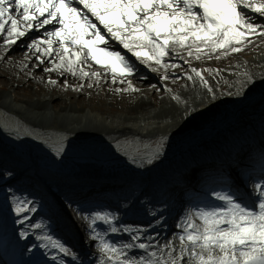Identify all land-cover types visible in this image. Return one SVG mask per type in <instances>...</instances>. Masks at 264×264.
<instances>
[{"label": "snow or ice", "instance_id": "1", "mask_svg": "<svg viewBox=\"0 0 264 264\" xmlns=\"http://www.w3.org/2000/svg\"><path fill=\"white\" fill-rule=\"evenodd\" d=\"M48 25L53 30L45 27ZM42 29L43 38H32V43H27V48L37 54L38 68L46 64L47 57L51 66H45L44 72L69 73L98 84L101 73L84 70L94 64L105 75H111V83H127L126 88L114 89L116 93H131L137 89L127 78L136 74L135 62L152 72L163 69L166 73L169 68L180 67L177 58L190 64L192 59L219 60L259 47L257 40L264 39V0H0V34L7 32L6 49L26 33ZM112 41L124 52L112 46ZM168 58L173 62L169 63ZM187 71L190 74L184 79L194 82L198 78L201 87L215 99V89L202 71L191 67ZM212 71L203 69L210 74ZM215 74L219 75V70ZM235 75L240 78L236 94L243 90L244 100L259 95L264 108V74L258 77L245 71ZM161 79L168 77L162 75ZM47 83L56 86L58 81L50 79ZM63 86L69 87L67 80ZM87 87L91 89L93 83H87ZM172 99L179 101L178 96ZM127 147L133 163L140 159L152 164L162 145L152 149L150 144L141 146L140 138H136L135 142L127 141ZM62 151L57 148L56 155ZM249 163L258 164L261 173L259 182L252 183V202L239 187L228 185L226 191H214L215 203L189 209L176 224L177 232L163 242L154 243L153 238L126 224L118 228L111 213L93 211L85 215V220H90L86 232L100 254L99 264H264V147L259 149L258 159L249 156ZM4 172L12 174L7 169ZM11 203L16 219L5 209L0 226L15 233L12 225L30 224L27 214L37 209L26 198L13 196ZM98 224L106 226V232L99 231ZM32 227L41 229V224ZM108 231L113 235L122 231L130 240L113 243L106 238ZM28 236L27 229L19 231V239ZM35 238L51 264H66L63 257H71L72 264H76L77 256L59 239L48 234H37ZM52 251L60 258L51 255ZM28 264L48 261L37 253Z\"/></svg>", "mask_w": 264, "mask_h": 264}, {"label": "bare ground", "instance_id": "2", "mask_svg": "<svg viewBox=\"0 0 264 264\" xmlns=\"http://www.w3.org/2000/svg\"><path fill=\"white\" fill-rule=\"evenodd\" d=\"M30 33H26L17 44L7 49L4 47L7 32L0 34V108L36 127L51 128L52 131L60 129L68 138L65 142L55 144L26 137L25 139L23 133L12 131L26 143V146L29 145V148L54 153L57 148H62L63 151L59 156L70 164L86 161L100 163L107 160L128 161L131 166L123 165L122 169L114 171L116 174L113 176L128 183V187L118 186L125 190L124 193H138L146 183L150 187L159 185L158 191L168 193L170 197L167 200L170 201L171 206H174L176 195L183 193L184 186H193L201 180L197 178L198 175L222 177L227 174L230 166L248 160L250 155L255 159L259 149L264 147V108L261 106L260 97L257 95L252 100H244L243 90L237 95L240 78L235 75L237 72L245 71L258 77L264 74V39L257 40L259 47H249L241 53L221 57L219 60L214 57L203 58L200 61L191 60L188 64L189 68L201 69L204 66L213 70L211 74L207 72L208 75L204 76L215 89V99H213L206 89L201 87L198 78H194V82L184 79L185 75L190 74L187 71L189 68H185L186 64L179 58L175 62L180 67L169 68L166 73L163 69L155 72L161 80L159 88L139 79L137 72L134 76L128 77V81L137 89L136 92L131 93H116L114 89L126 88L127 83H111V75H105L104 70L94 64L90 68L85 67L84 70L100 72L98 84L87 78L81 80L78 76L73 77L69 73L44 72L45 66H51L49 58L44 57L46 64L37 67V54L27 48V43H32V39H29ZM168 62L172 63L173 60L168 58ZM216 70H219V75L215 74ZM162 75H167L168 79L162 80ZM50 79L57 80V85L48 84L47 81ZM65 80L68 82V88L63 86ZM89 82L93 83L91 89L87 87ZM259 82L258 80L257 83ZM81 84L84 85L82 88L78 91L73 90ZM32 87H36L37 90L31 94L25 93L27 88ZM165 88L169 91L165 92ZM173 96H178L179 101L173 100ZM101 97L105 98L107 103L94 104ZM104 134L111 138L138 136L151 141L158 138L160 139L158 145H162L160 155L152 164L142 162L140 159L133 163L131 161L133 154L100 151L81 146L78 141H74H80L85 136L101 137ZM252 138L253 141H257V145L247 148L244 155L231 160L232 162L216 163V167L219 168L209 166V171L201 167L175 176L178 166L191 160L189 156L203 147L223 144L224 148L233 153ZM8 161L12 165V160ZM2 162L3 165H8ZM57 162L60 163L59 160ZM80 166L72 173L74 176L83 178L96 173L91 166ZM256 167L259 168L258 164ZM216 169H220L219 172H214ZM80 177L76 180H80ZM185 177L191 180L184 181ZM33 182L31 178L29 183L22 185L26 187L30 184L35 185ZM161 184L165 185L160 186ZM88 185L95 187L97 183L89 181ZM84 187L83 184L75 185L79 195L85 194L87 195L85 197L91 199L94 196V188L89 187L83 191ZM152 189H144L141 194L148 196ZM134 203L131 201L128 206L131 208ZM119 223L129 224L126 213L120 214ZM160 228L161 225L158 229ZM144 236L153 238L154 243L159 240L155 232L146 233ZM128 240L125 235L116 237L114 243ZM99 258L95 257L96 260Z\"/></svg>", "mask_w": 264, "mask_h": 264}, {"label": "rangeland", "instance_id": "3", "mask_svg": "<svg viewBox=\"0 0 264 264\" xmlns=\"http://www.w3.org/2000/svg\"><path fill=\"white\" fill-rule=\"evenodd\" d=\"M146 81V80H145ZM147 82V81H146ZM149 85H154L152 83H148ZM35 88V89H34ZM37 90L36 87L27 88L25 93H33ZM99 105H105L107 103V100L105 98H98L94 104ZM113 110H117V108H111ZM111 111V110H110ZM0 126L4 129H7L5 133H2L0 131V141L7 142L11 145V149L14 150V152H17L18 155H21L25 160H37V163L41 166H45L48 168H59L61 166L60 163L57 162V155L54 154V152L43 150V149H30L32 147L26 146L25 142L20 140L19 138L7 134L12 131H19L25 135V137H29L31 139L36 140H42L44 142H51V143H62L67 141L68 136L63 133L60 129L57 131H52L51 128H45L39 126H34L30 123H26L21 117L11 114L4 109L0 108ZM9 129V130H8ZM104 138L106 141H104ZM137 137L134 136H124V137H117V138H111L107 135H102L101 137H89L85 136L83 139L74 140L75 142L78 141V143L81 144V146L89 147L91 149H98L100 151H108V152H122L124 154L130 153L127 147V141L131 140L135 142ZM159 140H152V141H146L143 139V141H140L141 146L143 144H150L151 148L156 147L158 145ZM29 157V158H28ZM56 171V170H55ZM9 183V180H4L0 185L4 188H8V192L10 191V187L7 186ZM12 197H8L7 201L8 205L4 206V210L7 209L8 211L12 208L11 203ZM0 204L3 206V204L0 202ZM2 207L0 206V211H2Z\"/></svg>", "mask_w": 264, "mask_h": 264}]
</instances>
